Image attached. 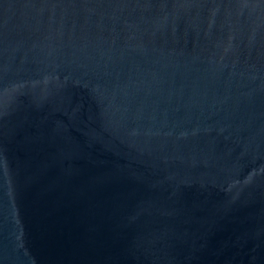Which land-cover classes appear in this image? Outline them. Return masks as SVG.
Wrapping results in <instances>:
<instances>
[{
  "label": "water",
  "instance_id": "95a60500",
  "mask_svg": "<svg viewBox=\"0 0 264 264\" xmlns=\"http://www.w3.org/2000/svg\"><path fill=\"white\" fill-rule=\"evenodd\" d=\"M0 264H264V0H0Z\"/></svg>",
  "mask_w": 264,
  "mask_h": 264
}]
</instances>
